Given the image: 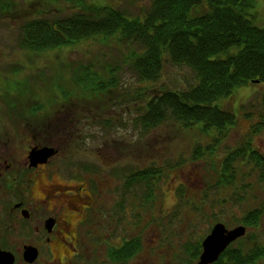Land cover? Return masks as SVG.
Listing matches in <instances>:
<instances>
[{"label": "rangeland", "instance_id": "1", "mask_svg": "<svg viewBox=\"0 0 264 264\" xmlns=\"http://www.w3.org/2000/svg\"><path fill=\"white\" fill-rule=\"evenodd\" d=\"M12 1L15 4L8 12L2 13L0 9L1 128H9L11 124V118L4 112L5 105L10 102H65V107L73 109L67 110L66 114L72 115L70 111L76 113L82 119L81 124L84 120L95 121L94 127L84 126L86 134L110 137L112 146L108 148L115 158L122 154L123 147L127 146L123 141L129 136L134 141L136 136H144L145 168L155 166L163 172L155 205L150 212L151 216L157 217L155 231L150 227L151 223L142 230L148 240L155 233V243L161 248L160 264H196L200 254L198 259H194L193 254L199 250L198 245L202 246L214 224L222 222L233 228L241 225V218L248 209L264 207V171L257 161L236 162L233 178L221 175L225 155L240 146L247 147L249 141L264 157V128L249 137L252 126L264 124L261 84L238 88L231 97L216 102L235 113L237 121L218 142H213L217 149L210 156V148L207 147L212 146V137L199 130L187 132L181 128L179 131L172 120L146 130L137 121L145 112L147 102L163 88L185 89L195 82V73L189 67L178 66L166 57L164 71L158 81H141L131 65L124 63L130 49L137 47L121 40L119 35L106 39L94 36L77 44L36 51L23 45V25L33 19L70 16L78 11L77 2ZM85 1L117 7L131 17H144L153 2ZM254 10L256 23L264 27V0H256ZM89 70L96 79L89 78L85 85H82L84 82L79 87L74 77L84 76V72ZM109 79L115 85L110 84L106 91L97 89L99 83H110ZM141 102L144 104L142 111L138 110ZM102 123L105 124L103 127ZM13 130L17 129L13 126ZM18 131V135L24 134ZM212 136L217 138L218 135ZM155 144L158 149L154 150ZM197 146L203 148V157L195 159L193 152ZM2 193L0 220L7 214V206L2 203L5 192ZM247 233L264 238V219L258 229L248 228ZM256 264H264V258Z\"/></svg>", "mask_w": 264, "mask_h": 264}, {"label": "flooded vegetation", "instance_id": "2", "mask_svg": "<svg viewBox=\"0 0 264 264\" xmlns=\"http://www.w3.org/2000/svg\"><path fill=\"white\" fill-rule=\"evenodd\" d=\"M65 105H5L11 124L0 125V196L5 192L7 206L0 249L14 254V264H160L155 233L148 240L142 231L150 223L155 231L150 212L160 181L159 173L142 178L144 136H129L115 158L109 136L84 132L95 121L81 124ZM44 147L55 155L34 164L31 152ZM28 247L37 249L33 262Z\"/></svg>", "mask_w": 264, "mask_h": 264}, {"label": "trees", "instance_id": "3", "mask_svg": "<svg viewBox=\"0 0 264 264\" xmlns=\"http://www.w3.org/2000/svg\"><path fill=\"white\" fill-rule=\"evenodd\" d=\"M73 1L77 2L78 11L70 16L26 22L23 45L40 51L77 44L94 36L106 39L119 35L121 40L137 47L131 46L124 63L131 65L141 81H158L166 57L195 73V82L187 88H163L147 102L145 112L137 118L146 130L169 120L175 122L179 131L199 130L212 137V146L207 149L213 156L217 149L213 142H218L237 121L235 113L216 102L231 97L238 88L259 83L264 103V27L256 23V0H153L144 17H131L111 5ZM13 4L12 0H0L2 13L12 9ZM90 71L74 77L79 87L89 78L96 79ZM108 82L99 83L97 89L108 90L113 84L110 79ZM141 103L138 110L142 111ZM261 128L262 123L252 126L249 137ZM202 157L203 148L197 146L193 158ZM249 160L257 161L264 171V157L250 141L247 147L240 146L225 155L221 175L233 178L234 164ZM156 173L162 177L163 172L157 167L145 168L144 183ZM263 219L264 207H255L248 209L240 222L247 229H258ZM198 246L194 259L201 252L202 246ZM263 258L264 238L247 233L233 242L214 264H256Z\"/></svg>", "mask_w": 264, "mask_h": 264}, {"label": "water", "instance_id": "4", "mask_svg": "<svg viewBox=\"0 0 264 264\" xmlns=\"http://www.w3.org/2000/svg\"><path fill=\"white\" fill-rule=\"evenodd\" d=\"M259 82V81H256ZM54 154L48 147L34 149L30 158L34 164L46 162ZM247 227L238 225L228 228L224 223L217 222L202 242V252L196 264H213L221 254L236 240L245 236ZM38 256L37 249L28 247L25 253L27 261L33 262ZM15 256L12 252L0 249V264H14Z\"/></svg>", "mask_w": 264, "mask_h": 264}]
</instances>
